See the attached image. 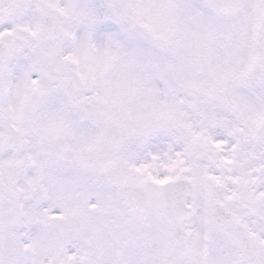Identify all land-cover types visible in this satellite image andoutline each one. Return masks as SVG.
<instances>
[{
    "label": "snow or ice",
    "instance_id": "6c2138e0",
    "mask_svg": "<svg viewBox=\"0 0 264 264\" xmlns=\"http://www.w3.org/2000/svg\"><path fill=\"white\" fill-rule=\"evenodd\" d=\"M0 264H264V0H0Z\"/></svg>",
    "mask_w": 264,
    "mask_h": 264
}]
</instances>
